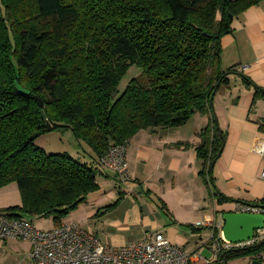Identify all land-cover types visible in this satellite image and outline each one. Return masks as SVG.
Here are the masks:
<instances>
[{
    "label": "trees",
    "instance_id": "16d2710c",
    "mask_svg": "<svg viewBox=\"0 0 264 264\" xmlns=\"http://www.w3.org/2000/svg\"><path fill=\"white\" fill-rule=\"evenodd\" d=\"M260 1L0 0V189L15 183L21 195L20 204L0 212L60 225L100 188V160L111 145L129 143L142 129L182 126L197 112L210 116L196 150L211 184L225 141L212 98L236 73L221 68V37ZM132 66L140 73L120 91ZM16 82L30 93H20ZM254 87L255 97L264 98V89ZM67 129L90 148L89 163L35 142ZM256 204L264 207V199ZM262 251L264 240L221 261Z\"/></svg>",
    "mask_w": 264,
    "mask_h": 264
},
{
    "label": "crops",
    "instance_id": "0c3cea01",
    "mask_svg": "<svg viewBox=\"0 0 264 264\" xmlns=\"http://www.w3.org/2000/svg\"><path fill=\"white\" fill-rule=\"evenodd\" d=\"M231 26L232 30L221 37V68L227 71L233 67L236 73L228 75L229 83L220 84L212 98V108L225 137L213 166L212 183L206 184L201 176L205 163L196 150L201 141L199 134L210 121L208 114L197 112L178 127L140 130L128 143L131 180L123 182L103 167L97 176L99 185L103 182L108 187L112 182L125 184L127 188L122 192L134 196L133 199L128 195L121 197L116 206L103 208L102 218L114 215L111 229L94 232L101 241L104 238L103 243L123 246L143 239L145 234L160 231L189 254L200 253L212 259L213 227L209 223L222 221L223 226L224 213L237 211L242 203L256 204L264 199V180L260 177L264 158L252 150L256 138L264 137V98L255 97L254 87L264 89V0L234 17ZM241 74L252 84L247 86ZM83 157L84 162L91 161L89 150ZM218 193L228 199L219 201ZM156 199L170 220L161 223L157 216L151 218L155 214L151 202L157 203ZM135 223L141 226V235L130 241L119 231ZM54 226L53 223L51 227H38ZM9 240L12 247L16 242L26 245L29 256V241ZM11 248H8L10 254L14 252ZM254 260L264 264L261 258L253 256L231 258L225 264H253Z\"/></svg>",
    "mask_w": 264,
    "mask_h": 264
},
{
    "label": "built area",
    "instance_id": "2783aa9c",
    "mask_svg": "<svg viewBox=\"0 0 264 264\" xmlns=\"http://www.w3.org/2000/svg\"><path fill=\"white\" fill-rule=\"evenodd\" d=\"M252 150L264 158V137L256 138ZM127 152L128 143L114 144L100 160L102 167L114 172L123 182L131 180ZM260 177L264 180V163ZM237 211L264 215V207L252 203H242ZM209 225L213 227L210 236L212 259L200 253L189 254L160 231L145 234L143 239L130 244L112 246L78 224L62 222L51 229H40L29 219L10 217L3 212H0V240L29 241V257L34 264H219L222 252L245 248L264 240V225L255 230L253 238L239 242L224 238L222 221ZM258 257L264 261V251Z\"/></svg>",
    "mask_w": 264,
    "mask_h": 264
},
{
    "label": "rangeland",
    "instance_id": "374dc122",
    "mask_svg": "<svg viewBox=\"0 0 264 264\" xmlns=\"http://www.w3.org/2000/svg\"><path fill=\"white\" fill-rule=\"evenodd\" d=\"M138 73H140V69L138 67H130L119 84V90L123 91L128 81ZM35 142L38 146L45 149L48 153L68 152L80 162H84L83 155H86L88 150H90L88 145L82 141H79L70 129L61 131H48L39 136ZM107 185V183H101L100 188L94 192H91L87 196V200L85 201V203L81 204L75 211H73L75 212V214L71 212L69 215L63 218L62 222L67 224H78L83 229H87L92 232H95L96 230L100 231V229L107 232L108 229H111V226H113L112 220L114 219V215L111 218H102L103 208L117 201L120 197H125L128 195L133 199L134 196L130 193L122 192V190L127 188V185L125 184L117 185L115 182H112V185H110V187H108ZM140 202H142V198L140 199ZM156 202L157 203L151 202L154 206L155 212V214L152 213L151 218L155 219L154 217L157 216L159 219H161V223H163L164 220H170L171 218L161 207L160 202H158V200ZM20 203L21 195L15 183L0 191V206L9 207ZM32 221H34L36 225L43 228L51 227V225L54 223L52 218L50 217L34 216L32 217ZM38 226L36 227L39 228ZM140 227L141 226L138 223L129 225V227L125 225L119 232L125 235L128 240L130 239L131 241L132 239L137 238L141 235L139 234ZM101 239L103 241L104 238L101 237ZM11 244L12 240H9L8 243H4V240H0V264H34L31 261L30 257L26 254V245H22V243L16 242V244H13L12 247ZM14 247L20 250H16L14 249ZM8 248H11L15 253H8Z\"/></svg>",
    "mask_w": 264,
    "mask_h": 264
},
{
    "label": "water",
    "instance_id": "95a60500",
    "mask_svg": "<svg viewBox=\"0 0 264 264\" xmlns=\"http://www.w3.org/2000/svg\"><path fill=\"white\" fill-rule=\"evenodd\" d=\"M15 85L20 93H30L29 90L21 87L17 82L15 83ZM34 98L37 100L39 107L41 108L42 118H45L42 99L37 95H35ZM214 120L221 134L222 131L219 128L218 119L215 113ZM222 219L223 236L225 239L231 242H239L253 238L255 230L262 228L264 225V215L262 213H244L239 211H231L224 213ZM229 251L230 250L224 251L220 256V259L223 260L224 255ZM220 264H223V261H221ZM253 264H261V262L259 260H254Z\"/></svg>",
    "mask_w": 264,
    "mask_h": 264
}]
</instances>
